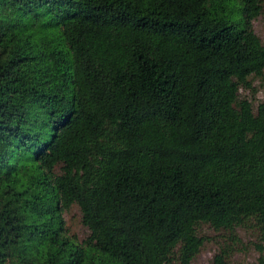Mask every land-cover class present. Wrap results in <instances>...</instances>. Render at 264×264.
Returning a JSON list of instances; mask_svg holds the SVG:
<instances>
[{
	"label": "trees",
	"instance_id": "1",
	"mask_svg": "<svg viewBox=\"0 0 264 264\" xmlns=\"http://www.w3.org/2000/svg\"><path fill=\"white\" fill-rule=\"evenodd\" d=\"M263 2L0 0V264H191L201 223L264 264Z\"/></svg>",
	"mask_w": 264,
	"mask_h": 264
},
{
	"label": "rangeland",
	"instance_id": "2",
	"mask_svg": "<svg viewBox=\"0 0 264 264\" xmlns=\"http://www.w3.org/2000/svg\"><path fill=\"white\" fill-rule=\"evenodd\" d=\"M34 14L40 18L32 29L34 36L42 37L51 32L46 27L52 25L53 18H47L43 9H36L34 12L28 11L25 14L27 23L34 21ZM252 26L264 43V2L260 12L252 19ZM249 81V85H241L239 87L238 94L247 96L255 108L259 100H264V69L260 74L250 75ZM62 215L66 233L76 241H82L89 230L81 221V212L78 205L76 203L71 204L67 209L63 210ZM197 230L203 236V241L192 257L191 264H209L214 252L220 248H226L229 252V264H251L260 253L256 246L259 240L258 231L250 223L238 225L232 236L229 235L228 231L216 229L207 223L199 224ZM172 264L176 263L172 262Z\"/></svg>",
	"mask_w": 264,
	"mask_h": 264
}]
</instances>
